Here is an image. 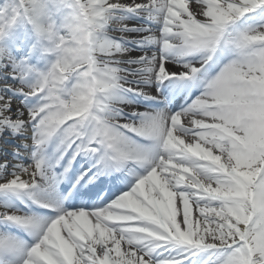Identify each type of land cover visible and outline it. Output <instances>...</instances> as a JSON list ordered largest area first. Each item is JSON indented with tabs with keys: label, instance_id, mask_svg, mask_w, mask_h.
<instances>
[{
	"label": "snow or ice",
	"instance_id": "obj_1",
	"mask_svg": "<svg viewBox=\"0 0 264 264\" xmlns=\"http://www.w3.org/2000/svg\"><path fill=\"white\" fill-rule=\"evenodd\" d=\"M0 264H264V0H0Z\"/></svg>",
	"mask_w": 264,
	"mask_h": 264
},
{
	"label": "bare ground",
	"instance_id": "obj_2",
	"mask_svg": "<svg viewBox=\"0 0 264 264\" xmlns=\"http://www.w3.org/2000/svg\"><path fill=\"white\" fill-rule=\"evenodd\" d=\"M131 24H132V22H131ZM131 24H130V22H129V26H131ZM133 55H134V56H135V55H140V53H138V52H134ZM22 178L27 179L26 176H25V177H22ZM195 214H196V213H195Z\"/></svg>",
	"mask_w": 264,
	"mask_h": 264
},
{
	"label": "rangeland",
	"instance_id": "obj_3",
	"mask_svg": "<svg viewBox=\"0 0 264 264\" xmlns=\"http://www.w3.org/2000/svg\"><path fill=\"white\" fill-rule=\"evenodd\" d=\"M195 214V213H194Z\"/></svg>",
	"mask_w": 264,
	"mask_h": 264
}]
</instances>
